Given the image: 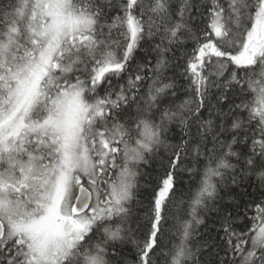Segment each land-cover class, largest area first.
<instances>
[{"label":"snow or ice","instance_id":"6c2138e0","mask_svg":"<svg viewBox=\"0 0 264 264\" xmlns=\"http://www.w3.org/2000/svg\"><path fill=\"white\" fill-rule=\"evenodd\" d=\"M0 264H264V0H0Z\"/></svg>","mask_w":264,"mask_h":264},{"label":"trees","instance_id":"16d2710c","mask_svg":"<svg viewBox=\"0 0 264 264\" xmlns=\"http://www.w3.org/2000/svg\"><path fill=\"white\" fill-rule=\"evenodd\" d=\"M184 183H185V184L188 183V178H187V176L184 177Z\"/></svg>","mask_w":264,"mask_h":264}]
</instances>
